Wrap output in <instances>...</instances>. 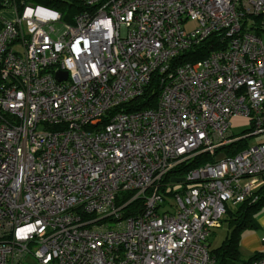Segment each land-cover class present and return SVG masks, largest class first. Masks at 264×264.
<instances>
[{
    "label": "built area",
    "instance_id": "2783aa9c",
    "mask_svg": "<svg viewBox=\"0 0 264 264\" xmlns=\"http://www.w3.org/2000/svg\"><path fill=\"white\" fill-rule=\"evenodd\" d=\"M82 1L70 21L24 0L0 15V264H216L229 204L264 184V141L220 150L264 133V0ZM154 78V105L125 110Z\"/></svg>",
    "mask_w": 264,
    "mask_h": 264
},
{
    "label": "trees",
    "instance_id": "16d2710c",
    "mask_svg": "<svg viewBox=\"0 0 264 264\" xmlns=\"http://www.w3.org/2000/svg\"><path fill=\"white\" fill-rule=\"evenodd\" d=\"M6 1L17 3L20 6L23 0H0V11L7 7ZM26 2L39 3L46 6L54 7L63 13L65 20H71L73 16L82 10L86 9V5L82 0H24ZM219 41L216 35L207 38L200 45L186 50L181 53L176 59V63H184L187 61H196L206 57L212 50L219 48ZM158 80L153 79L148 85L145 93L138 97L133 102L125 105V110H135L140 108H145L153 106L156 102L158 95ZM109 120L108 117H104V122ZM251 129V128H250ZM241 136V135H235ZM248 144L247 138H240L237 141L227 144L220 150H224L229 155H234L244 149ZM214 159L213 155L207 152L199 154L194 159L187 162L181 168L178 169L179 172L190 171L207 161H212ZM131 198V193L122 192L118 196V204L123 205ZM143 205V200L137 199L124 207V215L128 216L136 212ZM264 209V184L261 185L255 192L254 195L247 199L246 201L238 205L237 210L234 212L228 208L227 213L222 219V222L228 221L229 231L223 240L222 244L216 248H211L212 255L216 258V264H239L243 262L240 257V238L246 229H256L259 227L257 222L258 214ZM262 252L255 253L249 260L245 262H250L254 258L261 255Z\"/></svg>",
    "mask_w": 264,
    "mask_h": 264
},
{
    "label": "rangeland",
    "instance_id": "374dc122",
    "mask_svg": "<svg viewBox=\"0 0 264 264\" xmlns=\"http://www.w3.org/2000/svg\"><path fill=\"white\" fill-rule=\"evenodd\" d=\"M9 10H11V13H7ZM4 13V14H3ZM0 15H4V17H8V18H13L14 17V12L10 7H5L4 9H2L0 11ZM7 15V16H6ZM195 24V22L191 21L188 23V28L193 27ZM263 37H264V32L262 33ZM232 127H231V132L232 134L235 135H241V137H243L244 135L247 136L250 133V128H251V117L250 116H245V115H241V114H237L235 115L232 120ZM247 141H248V145H252V144H256L260 141H264V133L258 134V135H251V136H247ZM177 176H185V173H177ZM180 185H177V188H179ZM169 198H173V194H169ZM229 207L232 211H236L238 208V205H233L232 203L229 204ZM223 223V224H222ZM221 223V226L217 227L215 229V233L211 236L210 238V246L211 248H216L218 246H220L223 242V240L225 239L227 232H228V228H229V222L228 221H224ZM110 225H114V222H110Z\"/></svg>",
    "mask_w": 264,
    "mask_h": 264
},
{
    "label": "crops",
    "instance_id": "0c3cea01",
    "mask_svg": "<svg viewBox=\"0 0 264 264\" xmlns=\"http://www.w3.org/2000/svg\"><path fill=\"white\" fill-rule=\"evenodd\" d=\"M11 12L12 11L9 10L7 13H11ZM257 222L259 225L258 228L246 229L245 231H243L241 235L239 251H240V257L243 259V262H240L239 264H247L248 262L245 261L249 260V258L252 257L255 253L264 252V209L258 214ZM229 229L230 227L228 228V231Z\"/></svg>",
    "mask_w": 264,
    "mask_h": 264
},
{
    "label": "water",
    "instance_id": "95a60500",
    "mask_svg": "<svg viewBox=\"0 0 264 264\" xmlns=\"http://www.w3.org/2000/svg\"><path fill=\"white\" fill-rule=\"evenodd\" d=\"M65 77H66V73H64V72H58L57 73V78L64 79Z\"/></svg>",
    "mask_w": 264,
    "mask_h": 264
}]
</instances>
